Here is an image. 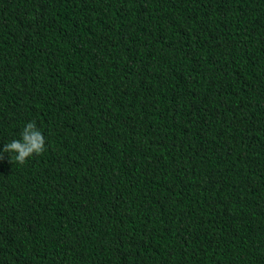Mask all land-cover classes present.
Masks as SVG:
<instances>
[{
    "label": "trees",
    "instance_id": "16d2710c",
    "mask_svg": "<svg viewBox=\"0 0 264 264\" xmlns=\"http://www.w3.org/2000/svg\"><path fill=\"white\" fill-rule=\"evenodd\" d=\"M0 155V264H264V0H0Z\"/></svg>",
    "mask_w": 264,
    "mask_h": 264
},
{
    "label": "clouds",
    "instance_id": "9594fccd",
    "mask_svg": "<svg viewBox=\"0 0 264 264\" xmlns=\"http://www.w3.org/2000/svg\"><path fill=\"white\" fill-rule=\"evenodd\" d=\"M45 150V138L34 121L28 122L22 129L21 138L13 139L5 144L4 153H16L14 159L18 164H24L34 154H42ZM0 158H3L0 155Z\"/></svg>",
    "mask_w": 264,
    "mask_h": 264
}]
</instances>
